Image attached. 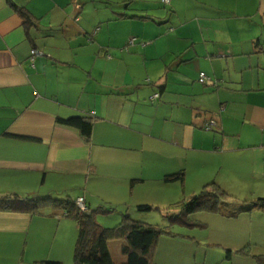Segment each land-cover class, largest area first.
I'll use <instances>...</instances> for the list:
<instances>
[{"label": "crops", "instance_id": "1", "mask_svg": "<svg viewBox=\"0 0 264 264\" xmlns=\"http://www.w3.org/2000/svg\"><path fill=\"white\" fill-rule=\"evenodd\" d=\"M85 114L88 140L58 120ZM211 182L228 211L173 226L152 264L264 256V210L242 208L264 198V0H0V198L84 197L114 208L108 226H166ZM77 236L51 208L0 209V264H71Z\"/></svg>", "mask_w": 264, "mask_h": 264}, {"label": "trees", "instance_id": "2", "mask_svg": "<svg viewBox=\"0 0 264 264\" xmlns=\"http://www.w3.org/2000/svg\"><path fill=\"white\" fill-rule=\"evenodd\" d=\"M161 3L164 4L161 0ZM165 5V4H164ZM19 13L24 17L25 23L30 24V17L23 9L17 7ZM59 122L73 127L79 131L81 136L88 140L93 126L91 115H77L68 118H59ZM182 179V173L173 176ZM231 195L215 182L206 184L199 194L192 196L187 201L181 202V213L168 215V225L159 226L142 223L134 220L127 214L113 226H104L100 222L101 216H108L113 207L101 205L96 209L82 211L76 204V199L71 197L61 198L55 196H37L19 198L17 196H5L0 198L1 210H24L27 213H41L44 209L51 208L52 213L62 218H68L77 224L78 236L74 248L73 261L71 264H152L153 252L159 238L168 235L174 236L173 226L201 227L199 221H192L189 216L198 211L226 212L223 200ZM243 210L260 208L264 210V198H258L247 202ZM140 211H150L153 207L149 204L137 206ZM236 213L229 212L228 215ZM120 240L119 254L121 262L114 259V248L110 242ZM33 264H63L60 261L44 259L34 261ZM257 264H264V256H257Z\"/></svg>", "mask_w": 264, "mask_h": 264}, {"label": "built area", "instance_id": "3", "mask_svg": "<svg viewBox=\"0 0 264 264\" xmlns=\"http://www.w3.org/2000/svg\"><path fill=\"white\" fill-rule=\"evenodd\" d=\"M164 4L168 3L167 6L170 5V0H162ZM36 53L35 50L32 51V55ZM206 79L205 73H200L199 75V81L204 82ZM158 97V94L153 95V98ZM216 125V122L214 120H211L208 122V124L205 125V129H212ZM76 204L78 208H80L82 211H87V205H86V200L84 197H77L76 198Z\"/></svg>", "mask_w": 264, "mask_h": 264}, {"label": "rangeland", "instance_id": "4", "mask_svg": "<svg viewBox=\"0 0 264 264\" xmlns=\"http://www.w3.org/2000/svg\"><path fill=\"white\" fill-rule=\"evenodd\" d=\"M167 4H168V3H166L165 5H167ZM166 10H167V8H166ZM109 219H110V221H111L112 218H109ZM110 221H109L110 226H113L114 224H116V223H111ZM101 223H102L104 226H108V225H106V224H105L104 222H102V221H101ZM113 252H114V251H113ZM114 258H116L115 253H114Z\"/></svg>", "mask_w": 264, "mask_h": 264}]
</instances>
